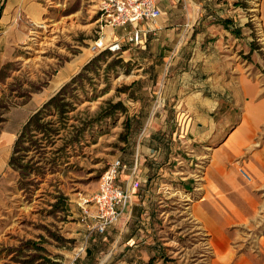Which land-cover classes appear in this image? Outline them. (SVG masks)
<instances>
[{
  "label": "rangeland",
  "instance_id": "1",
  "mask_svg": "<svg viewBox=\"0 0 264 264\" xmlns=\"http://www.w3.org/2000/svg\"><path fill=\"white\" fill-rule=\"evenodd\" d=\"M107 2L0 0V264H197V239L202 236H194V227L203 223L223 231L237 258L264 264L259 241L264 238V105L253 117L252 136L242 140L238 152L227 145L243 110L235 77L264 87V44L256 40L258 32L264 40V0H198L204 15L200 24L217 33L211 36L206 28L203 38L200 32L188 38L189 55L194 54L201 79L206 77L212 90L213 97L205 99L192 95L197 83L181 78L187 64L171 66L176 60L168 58L180 50L173 47L175 40L160 52V62L122 39L119 50H93L102 32V41L111 43L116 40L112 35L131 29L107 24ZM55 22L63 23V29L43 53L35 52V42L49 36L44 25ZM214 36L240 58L229 54L233 61L214 60L212 49H205ZM37 54L41 59L28 60ZM90 60L96 61L87 66ZM64 86L77 96L69 116L93 114L106 100L121 101L142 127L130 138L131 147L122 151L124 142L118 136L125 114L115 108V119L85 131L75 149L58 151L61 139L47 146L43 156L54 158L52 170L48 165L42 175L22 174L9 164L13 143L29 117ZM252 95L256 102L264 100V94ZM162 130L174 131L177 146L162 172L169 181L147 190L149 208H142L149 217L146 212L143 232L127 242L125 229L96 232L94 220L83 212L84 200L98 191L102 174L114 160L132 157L137 163L133 176L145 178L146 167L162 162V153H157L158 147L164 148L157 137ZM17 156L21 166L42 164L32 150ZM123 179L119 173L117 182ZM178 195H187L193 207L201 204L206 217L195 209L192 216L181 214ZM132 200L121 222L137 202Z\"/></svg>",
  "mask_w": 264,
  "mask_h": 264
},
{
  "label": "crops",
  "instance_id": "2",
  "mask_svg": "<svg viewBox=\"0 0 264 264\" xmlns=\"http://www.w3.org/2000/svg\"><path fill=\"white\" fill-rule=\"evenodd\" d=\"M201 3H198V0H162L158 2V7L160 9V15L152 20H144L136 24L135 26L128 24L127 26H130L131 29L128 32H122L120 35H112V38L116 40H110V42H115V41H123L128 42V37L129 35L134 31V29L138 28L140 31L142 43L140 46L134 45L130 43L131 46H137L138 48L143 49L144 51L141 52L142 55L143 53H146L147 55L149 53L152 54V58H155L156 61L160 62L163 61L162 59V54L160 52L165 51L167 48L168 43L172 44V41L175 40V43L173 44V47L176 49H180L177 53H175L174 56L171 58H168L169 56L164 55L163 57L168 58V60H176L173 62L172 65L177 66V65H188V68L183 67L181 71H183L182 77H188L192 82L197 83L199 88H195V91L192 92V95L198 96L201 99H205L206 97H213L212 95V90L210 88V84L206 82V77L204 79H201V74L198 71V64L193 62L195 60L194 54L189 55V42L188 38L191 37H197L198 32L202 34V38L205 36V30L208 29V26L204 24L202 21V24H200L201 17H204L203 15V10L200 9ZM142 24V25H140ZM120 27V26H117ZM207 28V29H206ZM216 28H211L208 29L209 35L213 36L217 34L215 31ZM115 28H112L113 34ZM124 31V29H123ZM197 31V33H195ZM212 31V33H211ZM102 38H106L105 32H102L101 34ZM174 37L176 39H174ZM215 39L211 40V42H208L207 45L208 47L205 48L206 50H209L210 48L212 49V53H214V60H227L231 57V60L233 61L232 56H229V54H233L234 56H237V58H240V55L237 51H233V47L230 45H224L222 43V40L218 39L219 37L214 36ZM202 43H204L202 41ZM147 46V47H146ZM227 48L222 52V48ZM155 48V51L153 50ZM130 49L128 48L126 51H129ZM146 50V51H145ZM153 51L155 53H153ZM210 54L212 56L213 54ZM205 54V53H204ZM209 56V57H210ZM225 58V59H224ZM238 60V59H236ZM148 63V62H147ZM152 64V61L149 62ZM229 64L231 62H228ZM172 69V68H171ZM197 71V72H196ZM186 73H192L193 75L188 76ZM197 73V74H196ZM179 78V80L181 79ZM205 80V81H204ZM236 82L238 83V87L240 90V98L242 100L243 104V110L241 112V115L237 121L238 128L237 130L233 133V135H230V139L227 140V145L231 144L235 146L233 152H238L240 149L239 144H234V140L232 137L236 136H242V133L239 132V128L244 127V123L252 124L253 117L258 113V108L261 105H264V100H257L253 97L252 93L256 92V94H264V87H261L259 84H257L254 81H249L246 77L244 76H236L235 77ZM202 81L205 83L203 85ZM226 81V79H225ZM183 86V85H180ZM264 98V97H263ZM177 103V101H176ZM175 103L172 105L174 108ZM172 123V122H171ZM158 133V132H157ZM241 134V135H240ZM157 137H162L164 139V142L169 146L167 148H161L158 147V155L160 157V153H162L163 157H160L162 162L158 163L157 166H155L152 169H149L146 167L144 169L145 171V178H137L136 176H133V172L136 169L137 163L136 160H133L134 163L132 164H125L123 167L120 169V174L121 177L122 175L124 176V179L122 182L120 180L118 181V184L128 193L129 195V201L127 205L122 209L121 217L117 223L114 225L110 226L106 231L105 234L109 232L114 227H118L120 231H123L125 229L126 233L124 234L126 236L125 242L128 240H131L133 237L139 235V233L143 232L142 230L145 228L144 224L142 222V219L144 218V215L146 214L147 211H145V208H142L143 205L147 206L149 208V200L148 199V188L149 186H152L153 184L158 185L160 181H169L168 178H165L163 176V171L166 169L168 166V163L175 155L176 151V146L177 142H175L174 138V131L171 130V132H167L165 130H162L157 134ZM162 135V136H161ZM225 143V142H224ZM264 152V151H263ZM136 159V158H135ZM148 163V162H147ZM144 173V172H143ZM120 176V175H119ZM140 180L141 183L140 185L135 186V183H138L137 181ZM139 184V183H138ZM146 185L145 188H141L142 186ZM140 187V188H138ZM135 189H138V193H135ZM176 197V196H175ZM178 197V196H177ZM133 199V200H132ZM132 201H137L132 204V206L129 207L128 213L126 215V220L124 222H121L124 211L128 204ZM227 204V203H226ZM142 205V206H141ZM201 204H197L195 207V211L198 212L200 215L202 214L203 217H206V214H203L201 212L200 206ZM229 208H233L234 206L227 204ZM133 208L137 209V211L134 213ZM139 210V211H138ZM149 210V209H148ZM132 218V222H128V218ZM149 214L147 212L146 218L148 219ZM121 222V224H120ZM121 225V226H118ZM132 225V227H131ZM129 228H128V227ZM143 226V228H141ZM102 234V233H101Z\"/></svg>",
  "mask_w": 264,
  "mask_h": 264
},
{
  "label": "trees",
  "instance_id": "3",
  "mask_svg": "<svg viewBox=\"0 0 264 264\" xmlns=\"http://www.w3.org/2000/svg\"><path fill=\"white\" fill-rule=\"evenodd\" d=\"M95 61L90 60L87 66ZM76 101L77 96L67 92V86H64L55 95L51 96L37 112L29 117L13 143V151L9 159V164L12 168L21 171L22 174L34 173L35 175H42L48 165L52 170V166L55 163L54 158L43 156L47 153V146L54 144L57 139H61L62 144L58 147V151L64 152L67 147L75 149L76 145H79L80 139H83L85 131L92 130L95 124L98 129H101V126L106 124V119H109V121L115 119V108H118L120 113L125 114L123 130L118 136V140L124 142L121 150L125 151L131 147L133 142L132 140L130 141V138L137 135L142 127V122L136 115L128 116L126 108L121 101L110 104V101L106 100L99 105L93 114L83 112L69 116L68 113L75 110L73 104ZM48 116L51 118L47 119L46 117ZM70 119L77 121V124L70 123ZM60 133L61 136H58ZM158 138L164 148L169 147L162 137ZM25 143H27L26 146H23ZM29 150L40 156L39 161L42 164L34 167L27 164L24 166L20 165L18 153ZM133 160L131 157L129 160L124 159L123 162H120L122 165H133Z\"/></svg>",
  "mask_w": 264,
  "mask_h": 264
},
{
  "label": "built area",
  "instance_id": "4",
  "mask_svg": "<svg viewBox=\"0 0 264 264\" xmlns=\"http://www.w3.org/2000/svg\"><path fill=\"white\" fill-rule=\"evenodd\" d=\"M162 0H108L104 5L106 22L111 27L133 25L141 21L152 20L160 15L158 2ZM98 37L92 45V49L119 50L120 42L115 41L106 43ZM256 40L262 43L263 35L261 32L256 34ZM129 43L140 46L142 43L138 28L129 35ZM123 167L119 160H114L102 174L99 181V189L91 197L84 200L86 204L83 212L86 216L94 220L93 228L98 233H104L110 226L117 223L121 217L122 209L129 201L128 193L118 184L117 178L119 170ZM242 174L250 179L249 175L243 170ZM138 183H135L137 186Z\"/></svg>",
  "mask_w": 264,
  "mask_h": 264
},
{
  "label": "bare ground",
  "instance_id": "5",
  "mask_svg": "<svg viewBox=\"0 0 264 264\" xmlns=\"http://www.w3.org/2000/svg\"><path fill=\"white\" fill-rule=\"evenodd\" d=\"M64 27L63 23H50L44 25V32L49 35L46 38L44 37L43 41H36L33 45V50L37 53H43L44 49L50 42L54 40V34L57 31L62 30ZM41 59V55L37 54L33 58L28 59L30 61ZM239 132L242 133V136L232 137L234 144H239L244 139H250L254 132V127L251 124L244 123V127H240ZM244 136V137H243ZM210 150V149H208ZM198 186V185H197ZM200 187H198L199 189ZM179 204L181 206V214L192 216L191 211L195 209L194 203L190 205V199L187 195H178ZM237 213V212H236ZM207 231L206 235L202 231ZM196 234L194 235L201 237L197 239V245L200 247V253L196 257L195 262L197 264H254L251 260L245 258V256H239L237 258L236 253L230 248L228 239L226 238L223 231L216 226H207L205 223L202 224V227H194ZM260 243L264 245V238H260ZM212 255L214 258H210Z\"/></svg>",
  "mask_w": 264,
  "mask_h": 264
}]
</instances>
